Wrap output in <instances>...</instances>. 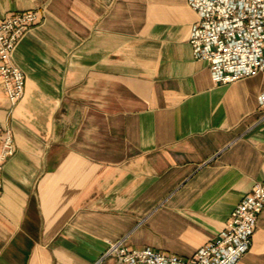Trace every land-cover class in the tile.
Masks as SVG:
<instances>
[{
  "label": "crops",
  "instance_id": "1",
  "mask_svg": "<svg viewBox=\"0 0 264 264\" xmlns=\"http://www.w3.org/2000/svg\"><path fill=\"white\" fill-rule=\"evenodd\" d=\"M36 9L0 85V264H93L122 240L189 258L264 182V74L215 84L186 0H0ZM237 264H264V208Z\"/></svg>",
  "mask_w": 264,
  "mask_h": 264
},
{
  "label": "built area",
  "instance_id": "2",
  "mask_svg": "<svg viewBox=\"0 0 264 264\" xmlns=\"http://www.w3.org/2000/svg\"><path fill=\"white\" fill-rule=\"evenodd\" d=\"M196 13L188 43L193 58L207 62L215 84H229L264 74V0H186ZM36 9L9 12L0 18V85L11 106L24 94V74L11 54L22 36L39 22ZM264 111V90L257 97ZM15 152L6 133L0 146L1 171ZM264 208V182L255 183L232 210L224 229L199 247L189 258L165 254L149 247H128L122 240L111 243L93 264H237L250 246L256 220Z\"/></svg>",
  "mask_w": 264,
  "mask_h": 264
}]
</instances>
